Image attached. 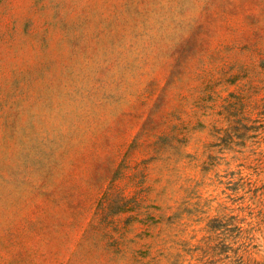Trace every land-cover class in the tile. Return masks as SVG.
Masks as SVG:
<instances>
[{
	"label": "rangeland",
	"instance_id": "374dc122",
	"mask_svg": "<svg viewBox=\"0 0 264 264\" xmlns=\"http://www.w3.org/2000/svg\"><path fill=\"white\" fill-rule=\"evenodd\" d=\"M0 264H264V0H0Z\"/></svg>",
	"mask_w": 264,
	"mask_h": 264
},
{
	"label": "trees",
	"instance_id": "16d2710c",
	"mask_svg": "<svg viewBox=\"0 0 264 264\" xmlns=\"http://www.w3.org/2000/svg\"><path fill=\"white\" fill-rule=\"evenodd\" d=\"M215 221H216L215 219L214 220H211L210 224L208 225L209 226V230L211 232H215L220 227V224H218V225L216 224L215 225ZM238 229H239V231L242 232V228H241V230H240V227Z\"/></svg>",
	"mask_w": 264,
	"mask_h": 264
}]
</instances>
